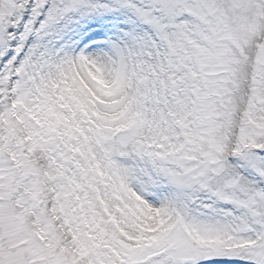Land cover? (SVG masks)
Wrapping results in <instances>:
<instances>
[{"label": "snow or ice", "instance_id": "1", "mask_svg": "<svg viewBox=\"0 0 264 264\" xmlns=\"http://www.w3.org/2000/svg\"><path fill=\"white\" fill-rule=\"evenodd\" d=\"M0 264H264V0H0Z\"/></svg>", "mask_w": 264, "mask_h": 264}]
</instances>
